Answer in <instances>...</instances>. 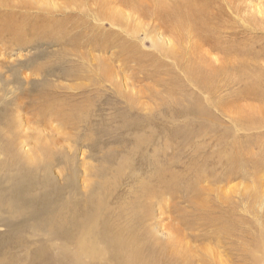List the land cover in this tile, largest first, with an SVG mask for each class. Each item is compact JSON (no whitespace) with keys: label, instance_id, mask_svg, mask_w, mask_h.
<instances>
[{"label":"rangeland","instance_id":"obj_1","mask_svg":"<svg viewBox=\"0 0 264 264\" xmlns=\"http://www.w3.org/2000/svg\"><path fill=\"white\" fill-rule=\"evenodd\" d=\"M121 2L0 0V264H264V0Z\"/></svg>","mask_w":264,"mask_h":264},{"label":"bare ground","instance_id":"obj_2","mask_svg":"<svg viewBox=\"0 0 264 264\" xmlns=\"http://www.w3.org/2000/svg\"><path fill=\"white\" fill-rule=\"evenodd\" d=\"M120 1H122L124 3L125 2L131 3L132 6L135 3L134 5L137 6L136 8L139 7V9H140V5H141L140 4V0H137V3L135 2V0H120ZM149 1L153 2V0H149ZM195 1L196 0H189L188 3L185 5V7H178L177 9H174V10L167 8L164 3L157 2V4H156V3L153 2V5L156 6V11H154L153 9H151V10L150 9H145V13L148 14V15H151V13L153 15H156V13H157L158 16L160 17V20H162V24L161 23L160 24L162 26H164V28H167V29H173L169 25L166 24L165 21H167V20H169L171 23L176 24V25H178V20H179V22H181L183 24L190 23L191 25H193L194 22L189 21V18L190 17H196L197 14H198L197 10L193 7ZM5 2H7L6 4H10L11 3L10 1H5ZM127 5H129V4H127ZM1 6H3V5H1ZM241 8L242 7L238 8L237 10L238 11L239 10H242ZM111 20H113V21L116 22L115 19H111ZM195 24L197 25L198 22H195ZM118 25H120V24L118 23ZM249 28H252V29L258 31L259 29L262 28V26L261 25L258 26V25L255 24V26H250ZM0 31H1V29H0ZM18 37L19 36H17L16 34H14L15 41H16V39ZM256 260H257V257H256Z\"/></svg>","mask_w":264,"mask_h":264}]
</instances>
